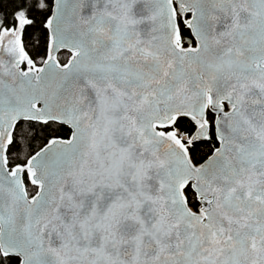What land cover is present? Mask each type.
<instances>
[{
  "label": "snow or ice",
  "instance_id": "snow-or-ice-1",
  "mask_svg": "<svg viewBox=\"0 0 264 264\" xmlns=\"http://www.w3.org/2000/svg\"><path fill=\"white\" fill-rule=\"evenodd\" d=\"M52 2L0 17V264H264V0Z\"/></svg>",
  "mask_w": 264,
  "mask_h": 264
},
{
  "label": "trees",
  "instance_id": "trees-1",
  "mask_svg": "<svg viewBox=\"0 0 264 264\" xmlns=\"http://www.w3.org/2000/svg\"><path fill=\"white\" fill-rule=\"evenodd\" d=\"M53 3V2H52ZM14 9L13 0H0V13L2 11L7 17H12ZM50 15V13H48ZM43 17H37V23L32 26H27V35L25 41L30 45L32 53H36V57L40 59L46 53V35L47 29L43 27L41 21ZM70 53L63 52L59 54L61 63H64L69 58ZM181 129H188L189 123L186 120L180 121ZM18 128L21 135L17 137V142L10 146V157L12 163H23L28 154H34L44 146L46 141L51 137V129H44L39 125L33 124L30 128L27 122L22 121ZM214 143V141H213ZM211 154L210 146L207 143H201L196 146L194 156L198 162H203L208 155ZM25 184L29 189L30 194L37 191L36 186L30 185V182L25 179Z\"/></svg>",
  "mask_w": 264,
  "mask_h": 264
},
{
  "label": "flooded vegetation",
  "instance_id": "flooded-vegetation-1",
  "mask_svg": "<svg viewBox=\"0 0 264 264\" xmlns=\"http://www.w3.org/2000/svg\"><path fill=\"white\" fill-rule=\"evenodd\" d=\"M2 16H6L5 14H4V12L2 11V13H0V17H2ZM11 18L12 17H8V22L10 23L11 22ZM27 35V27H26V30H25V33H24V35H23V37H22V39H23V42H24V44H25V50L29 53V55H30V57L31 58H33L36 62H37V64L39 65L40 64V59L39 58H37L36 57V53H32V51H31V48H30V45H28L27 44V41H25V36ZM45 55V54H44ZM43 55V56H44ZM42 57V56H41ZM5 60H7L8 59V57L5 55L4 57H3ZM22 122V121H21ZM21 122H19L18 123V125L21 123Z\"/></svg>",
  "mask_w": 264,
  "mask_h": 264
},
{
  "label": "water",
  "instance_id": "water-1",
  "mask_svg": "<svg viewBox=\"0 0 264 264\" xmlns=\"http://www.w3.org/2000/svg\"><path fill=\"white\" fill-rule=\"evenodd\" d=\"M52 9H53V11H54V9H55V4H54V0H53V3H52ZM50 15H51V13H50ZM63 52H67L66 50L65 51H62V52H60V53H58V58H59V54H61V53H63ZM70 57V56H69ZM40 65V64H39ZM38 65V66H39ZM39 151V150H38ZM207 159V158H206ZM25 186H26V184H25ZM27 187V186H26ZM35 194V193H34ZM34 194H30L29 193V195L31 196V195H34Z\"/></svg>",
  "mask_w": 264,
  "mask_h": 264
}]
</instances>
